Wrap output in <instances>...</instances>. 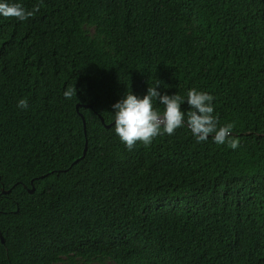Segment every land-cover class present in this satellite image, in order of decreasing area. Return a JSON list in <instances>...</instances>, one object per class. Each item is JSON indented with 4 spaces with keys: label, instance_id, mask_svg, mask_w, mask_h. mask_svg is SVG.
<instances>
[{
    "label": "trees",
    "instance_id": "trees-1",
    "mask_svg": "<svg viewBox=\"0 0 264 264\" xmlns=\"http://www.w3.org/2000/svg\"><path fill=\"white\" fill-rule=\"evenodd\" d=\"M19 2L38 11L0 17V264H264V0ZM156 84L212 94L239 147L182 127L129 150L112 105Z\"/></svg>",
    "mask_w": 264,
    "mask_h": 264
},
{
    "label": "clouds",
    "instance_id": "clouds-1",
    "mask_svg": "<svg viewBox=\"0 0 264 264\" xmlns=\"http://www.w3.org/2000/svg\"><path fill=\"white\" fill-rule=\"evenodd\" d=\"M38 8L28 10L19 0H0V17L12 18L23 22L31 18ZM159 84V83H158ZM149 87L145 95L137 96L131 91L112 105L114 132L129 150L138 142L144 146L152 143L159 135H172L176 129L187 127L197 142H206L210 138L217 145H225L235 150L239 147L236 139L229 140L233 125H219L214 113V96L205 91L190 89L186 96L178 93L161 94L157 85ZM66 99L76 96L75 87L63 92ZM163 105V110L153 107V100ZM187 101L190 109L185 113L181 104ZM17 108L27 111L26 98L17 101Z\"/></svg>",
    "mask_w": 264,
    "mask_h": 264
},
{
    "label": "water",
    "instance_id": "water-1",
    "mask_svg": "<svg viewBox=\"0 0 264 264\" xmlns=\"http://www.w3.org/2000/svg\"><path fill=\"white\" fill-rule=\"evenodd\" d=\"M82 117H83V121H84V125H85V118H84V116L82 115ZM102 121L104 122V119L102 118ZM112 124V123H111ZM111 124H107L106 126H110ZM86 151H87V146H86V148H85V150H84V155H85V153H86ZM83 155V156H84ZM34 190V187L31 189V191H33ZM5 192H8V191H5ZM1 238H2V241L4 242V238H3V236L1 235Z\"/></svg>",
    "mask_w": 264,
    "mask_h": 264
}]
</instances>
